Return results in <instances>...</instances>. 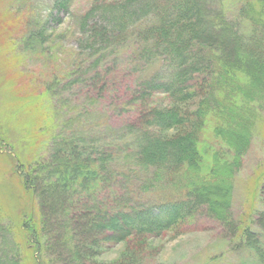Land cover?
<instances>
[{"label": "rangeland", "instance_id": "1", "mask_svg": "<svg viewBox=\"0 0 264 264\" xmlns=\"http://www.w3.org/2000/svg\"><path fill=\"white\" fill-rule=\"evenodd\" d=\"M112 1L0 0V264H11L5 255L10 249L17 252L16 264H39L32 248L33 237L29 239L31 234L23 230L27 222L28 227L39 233L51 264H259L256 250L264 244V95L255 99L258 103L251 99L243 104V109L247 105L250 122L241 168L235 175H222L219 169L215 170L220 178L213 173L217 181L226 183L230 178L232 181L226 218L216 219L214 212L209 215L202 204L187 209L181 220L158 237L148 238L145 234L135 240L112 243L104 236H94L99 223L94 213L79 215L80 211L87 212V207L92 211L100 208L99 202L93 199L87 203L86 193L77 194L80 180L74 177L76 171L70 167L71 160L55 166L56 158L67 157L68 145L59 143L60 153L52 152L57 140L54 137L63 130L61 124L76 117L71 114H78L82 121L72 126L74 132L85 127L83 136L94 140L96 151L105 148L114 156L133 155L132 135L139 129L157 139H170L186 131L180 126L150 125L142 120L147 112L173 108L183 113L189 110L191 115L199 99L206 96L199 90L195 98L179 103L163 93L150 97L136 95L144 89L135 79L143 71L142 62H138L136 69L134 64L130 66L133 51L129 43L119 48H114V42L102 44L97 32L105 28L109 35L114 30L109 15ZM225 2L203 1L200 5L206 11L220 7L226 14ZM203 18L206 24L214 26L208 16ZM239 29L246 31L247 26L242 22ZM93 35L95 40L89 41ZM212 35L213 49L234 56L235 62L243 61L241 58L237 61L235 56L239 35ZM106 47L108 51L121 49L117 52H128L131 56L103 57L97 74L81 75L78 67H85L95 59L93 51ZM207 116L204 140L211 145L209 148L222 150L235 127L224 126L229 120L217 113ZM94 123L101 125L86 131L95 127ZM119 130L124 139L114 134ZM216 132L223 140L215 136ZM244 139L235 138L236 152ZM209 156L210 152L206 154L208 160ZM76 161L85 162L81 158ZM119 168L122 169L118 166L104 172L111 177L119 173ZM202 172L211 171L202 169ZM137 176H129L128 180L119 177L112 187L115 196L121 198L124 193L125 197L122 188L143 177ZM215 184L218 185L204 187L200 192L221 204L228 190L221 183ZM105 188L96 196L103 205L112 201L113 193ZM169 193L180 195L156 191L145 195L143 201L172 199ZM69 212L78 216L70 217ZM68 228L74 230L79 246L72 252L67 244L69 237L64 235Z\"/></svg>", "mask_w": 264, "mask_h": 264}, {"label": "trees", "instance_id": "2", "mask_svg": "<svg viewBox=\"0 0 264 264\" xmlns=\"http://www.w3.org/2000/svg\"><path fill=\"white\" fill-rule=\"evenodd\" d=\"M203 1L222 0L112 1L109 5V15L114 30L109 35L105 28L97 31L100 32V35L98 34L102 40L100 41L102 44L103 42L107 44L111 42L110 44L113 45L115 43L114 48H119L121 44L128 42L133 55L131 56L128 52L127 54L118 53L117 51L121 49L108 51L106 47V50L102 48L93 51L96 54L95 59L87 62L85 67H78L82 72L81 75L97 74V67L103 57L117 58L119 55L129 54L133 58L130 66L134 64L136 69L138 62H142L140 67L143 71H140L135 79L139 80L144 89L143 92L138 91L136 95L150 97L154 93H163L179 103L195 98L199 90H203L206 95L199 99L191 115L188 114L189 110L183 113L173 108L152 109L147 112L142 120L150 125L162 128L180 126L186 131L170 139H157L137 128L138 131L132 135V139L135 140L133 155L123 153L114 156L105 148L99 152L96 151L94 140L83 136L85 127L84 130L76 131L75 129L74 132L72 126L82 123L76 113L71 114L76 117L69 118L67 122L61 124L63 130L54 137L57 140L52 152L60 153L58 146L62 142L65 143L63 145H68L69 150L66 158L55 159V166L62 165V162L66 165V159L71 160L73 165L70 167L76 171L74 177L80 180L77 194L86 193L87 203L93 199L99 202L100 208L96 207L95 211L87 207L88 210L84 214L81 211L78 212L83 216L95 214L94 219L99 223L94 236H104L109 240L108 242L112 243L126 242L132 238L135 240L142 238L145 234L148 238L158 237L181 220L187 209L202 204L206 206V212L209 215L214 212L213 216L216 219L227 217L232 181L230 182L231 178L226 183L222 180L217 181L216 178L219 176L215 170L219 169L224 175L234 174L241 168L244 146L248 144L246 128L249 127L248 122H250L247 105L243 109V104L251 99L253 101L260 99L258 96L264 95V0H228V2L225 0L226 14L220 7L206 11L200 5ZM203 15L208 16L214 26L206 24ZM242 22L243 26H247V30L242 29L241 32L239 25ZM215 33H229L233 37L239 35L240 38L235 44V56L237 61L241 58L242 62H235L234 56L226 55L227 53H222L218 48L213 49L211 37ZM94 38V35L89 37V41H94ZM101 43L98 44L102 46ZM261 51L263 54L260 53ZM94 56V54L91 55L92 58ZM104 69L107 70L108 67ZM200 85L206 88H201ZM90 101L87 102L89 106ZM258 101L255 100L256 103ZM213 113L229 120L224 126L235 127L231 131L232 134L226 137L228 144H222L224 148L222 150L209 148L211 145L206 144L205 135H202L204 121L208 114ZM147 117H149L148 120ZM98 125L101 124L94 123L95 127H89L86 131H93ZM103 127L108 131V127L105 128V125ZM114 134L124 139L120 130ZM111 136L114 135L111 133ZM215 136L223 140L221 134L216 132ZM238 137L239 139L245 137V139L240 144L239 151L236 152L237 144L234 142ZM121 150L118 149V151ZM209 152L208 160L206 154ZM80 158L85 162L78 163L76 160ZM84 165L86 166L83 167ZM118 166L122 169L119 168V173H114L111 177L104 172L107 168L115 169ZM202 169L211 172L206 174L202 172ZM139 174L143 177L132 185L127 184L122 188L125 197L124 193L121 198L115 196L112 187L114 184L116 186L119 177L128 180L131 179L129 176ZM215 183L223 184L228 190L221 204L210 200L209 196L200 192L204 187L218 185ZM134 184L138 186L135 187ZM32 186L30 184V187ZM104 187H106L105 191L107 189L110 192L113 191L110 197L112 201H108L107 205L101 204L96 197L97 192ZM156 191H174L179 192L180 195L177 197L169 193L172 199H161L157 202L143 201L145 195ZM69 214L70 217L78 216L73 212ZM71 221L74 222L72 218ZM27 223L23 230L31 234L28 236L29 239L33 237L35 244L32 248L36 255L35 259L39 264H51L47 260L46 247L39 233L28 227ZM71 223L69 224L72 225ZM73 231L68 228L66 232H62H65V237L67 235L69 237L67 244L72 247L71 252L72 249L75 251L79 247L75 242ZM6 252L5 255L9 257L11 264H16L14 259L16 250L12 252L10 249ZM255 258L259 264H264V244L256 250Z\"/></svg>", "mask_w": 264, "mask_h": 264}]
</instances>
